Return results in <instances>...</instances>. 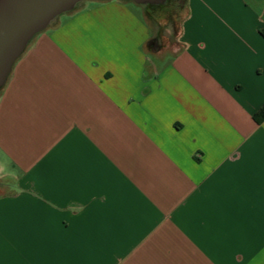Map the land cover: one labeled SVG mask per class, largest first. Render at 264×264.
<instances>
[{"label":"crops","instance_id":"0c3cea01","mask_svg":"<svg viewBox=\"0 0 264 264\" xmlns=\"http://www.w3.org/2000/svg\"><path fill=\"white\" fill-rule=\"evenodd\" d=\"M185 1L175 50L133 0L28 41L0 94V264H264V0Z\"/></svg>","mask_w":264,"mask_h":264},{"label":"water","instance_id":"95a60500","mask_svg":"<svg viewBox=\"0 0 264 264\" xmlns=\"http://www.w3.org/2000/svg\"><path fill=\"white\" fill-rule=\"evenodd\" d=\"M79 1L0 0V87L28 41L56 16L71 10Z\"/></svg>","mask_w":264,"mask_h":264},{"label":"rangeland","instance_id":"374dc122","mask_svg":"<svg viewBox=\"0 0 264 264\" xmlns=\"http://www.w3.org/2000/svg\"><path fill=\"white\" fill-rule=\"evenodd\" d=\"M102 0H81L77 2L70 12L78 10L92 2ZM132 4L131 2H128ZM142 17L149 24L156 41L166 49L175 50L178 47L177 33L181 20L185 14V0H136ZM133 5V4H132ZM70 12H64L56 16L49 24L65 17ZM48 24V25H49ZM50 26V25H49ZM47 29V28H46Z\"/></svg>","mask_w":264,"mask_h":264},{"label":"trees","instance_id":"16d2710c","mask_svg":"<svg viewBox=\"0 0 264 264\" xmlns=\"http://www.w3.org/2000/svg\"><path fill=\"white\" fill-rule=\"evenodd\" d=\"M30 42V41H29ZM28 42V43H29ZM27 43V44H28ZM24 51V50H23ZM6 82V81H5ZM5 83L0 87V94L3 90ZM253 118L256 122H260L264 118V106L260 107L256 112L253 113Z\"/></svg>","mask_w":264,"mask_h":264}]
</instances>
